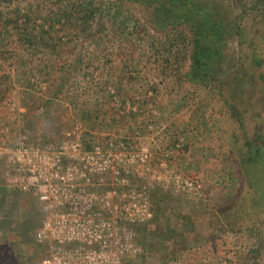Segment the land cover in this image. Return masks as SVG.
Instances as JSON below:
<instances>
[{"label":"trees","instance_id":"trees-1","mask_svg":"<svg viewBox=\"0 0 264 264\" xmlns=\"http://www.w3.org/2000/svg\"><path fill=\"white\" fill-rule=\"evenodd\" d=\"M36 1L34 10L29 0H0V23L4 29L2 41L7 42L17 30L19 60L23 58V64L30 67L33 56L39 51L38 55L44 58L37 66L41 79L37 78L34 84L38 89L43 83L46 85L45 97L38 96L43 101L38 108L39 116L47 117V121H41L39 117L27 119V110L24 119L17 124V134H24L33 144L60 141L64 125L59 107L67 93L72 94L68 97L69 102L77 107L76 115L88 129H106L107 122L98 125L99 120H106L105 113L101 119V104L105 105L104 112L108 108H113L114 115L116 112L112 105L116 91L109 84L121 85L123 68L139 72L142 67H154V72H168L167 77L174 79L170 80L171 83H186L189 87H186L185 94L195 88L211 95L215 114L217 108L221 115L223 112L222 117L229 110L239 131L228 133L237 139V150L239 157L243 156L247 177L252 178L256 169L264 172V0H221L226 1L223 8L214 6L213 0ZM23 8L27 9L26 15L23 19L20 17L22 20L19 15L13 27L12 19L8 20L6 14L18 13ZM67 32L77 38L71 40L74 45L72 60L64 53V48L68 50ZM105 39L113 46L112 52L116 48L119 54H125L121 57L125 65L112 59L113 64H119L120 71L115 78L104 71L107 79L98 87L95 83L97 77L90 67L86 69L89 62L80 56L78 46L83 47L81 41H85L89 47H99ZM230 42L238 45L234 57L228 53ZM180 54L188 65L181 60L176 72L170 63ZM84 73L86 81L82 83L79 78ZM68 85L71 88L67 91ZM151 88L155 102L158 89ZM128 98V92L120 96L124 103ZM174 99L167 101V108H172L170 103H175ZM144 103H148L146 99ZM138 112L132 107L125 115L128 116L126 120L135 123L140 118L145 120ZM39 120L45 124L40 140L32 134L40 131L35 125ZM107 126L111 132L112 124ZM27 129L32 133L29 134ZM259 180L261 184L253 187L255 196L249 205L237 202L227 209L229 213L226 210L222 215L213 211L207 226L189 219L192 215L185 213L184 202L167 211L163 190L159 186L149 189L153 215L144 222L133 224L136 240L146 252L137 256L135 264H264L261 260L262 235L255 236L248 246L241 245L233 255L219 250L217 244L215 249L207 248L225 233L242 235L264 228V177ZM192 204L198 203L193 201ZM41 224L42 214L33 194L28 190L10 188L0 167V232L11 236L13 247L28 263L31 249L43 250L44 244L36 239ZM239 239L240 236L236 242L239 243Z\"/></svg>","mask_w":264,"mask_h":264},{"label":"rangeland","instance_id":"rangeland-1","mask_svg":"<svg viewBox=\"0 0 264 264\" xmlns=\"http://www.w3.org/2000/svg\"><path fill=\"white\" fill-rule=\"evenodd\" d=\"M31 6L35 10L36 0H29ZM214 6L225 7L226 1L213 0ZM41 9V6H39ZM27 9L23 8L20 12H14L12 14H6L8 20L12 19V26L14 27L16 18L26 15ZM44 12V11H43ZM138 13H141L138 10ZM12 17V18H11ZM20 18V19H21ZM21 19V20H22ZM20 20V21H21ZM7 21V20H6ZM11 21V20H10ZM18 22V21H17ZM3 26L0 23V101L9 96H15L25 107V112L28 110L27 119L41 118V121H47V117H40V104L43 101L39 97H45L44 91L46 85L43 83L40 89L35 87L37 78L41 79L39 72V60L44 59L40 55L35 54L30 62V67L23 64V58L19 60V45L17 44L18 31H12L10 39L7 42H3ZM15 30V29H14ZM157 35L161 34L155 32ZM66 45L64 53L67 59H73L72 51L74 45L71 42L72 39L76 40V35H72L69 32L66 33ZM76 38V39H75ZM108 39H105L99 47H89L84 41L83 47L78 46L81 51L80 56L87 62L90 69L94 72L95 83L100 87L107 79V74L111 73L114 78L120 71L119 64H113V60H118L125 65L124 60H121L125 54H119L116 48L108 44ZM238 50L237 42H230L228 47V53L232 57L236 55ZM67 53V54H66ZM38 55V56H37ZM180 54L176 60L170 63L172 69H180V61H185V65H188V61ZM89 57L92 58L89 59ZM173 58V57H172ZM182 58V59H181ZM66 58H63L65 60ZM120 59V60H119ZM125 67V66H124ZM154 67H142L141 71H130L126 68L121 69L122 82L118 84H109L114 93L115 100L112 101L113 107L116 110L115 115L112 113L113 108L104 112L105 105L101 104L102 116L106 114V120H99V126L107 122L106 129L96 128L95 130L88 129L83 120L77 115V107L70 104L69 98L72 94L67 93L65 98L62 97L63 103L59 107L60 117L63 121L62 139H66L69 132H72L73 139L82 135L84 139V145L86 148H90L94 144L99 145L102 149H107L109 154L104 155L101 150H95L92 154L81 157V150L78 147L70 146L71 143L59 144V150H56L61 156L74 155V161L82 167L86 176L92 179V182L99 183L101 187H111L114 183L115 187H122V190L117 191L118 200V216L123 217L124 207H127L126 201L132 200V203L138 202L133 196L134 191H138L146 186L148 192H146L148 200L150 201L151 195L149 189L159 186L163 193H165L164 207L172 209V206H180L181 202H184L185 213H191L192 217L189 219L197 220L202 226H207L212 220L213 211L222 215V212L230 209L237 202L243 203L245 206L249 205L255 196L253 187L256 184H261L258 179L264 177V172L256 169L253 171V177L248 178V173L245 171V165L243 164V156L239 157V151L237 150V139L234 135L229 134L228 131L234 133L238 130V124H235V117L233 118L229 110L225 116L222 117L221 110L212 107V96L207 92L196 91L195 88L185 94L186 83L180 85L178 81L171 83L170 80H174L171 77H167L169 74L162 72L161 70L153 71ZM106 71V72H104ZM113 78V80H114ZM81 82L86 81V75L80 77ZM40 81V80H39ZM93 82V81H92ZM150 83V84H149ZM156 84V86H154ZM157 88L159 95L155 102L153 99L154 90ZM71 87L68 85L67 91ZM120 90V91H119ZM128 92L129 98L124 103L120 96ZM120 93V94H119ZM161 93V94H160ZM39 96V97H38ZM170 97V99H169ZM175 103H170L172 108H167V101L173 100ZM150 98V99H148ZM146 99L147 104L144 103ZM185 99V101H181ZM152 101V103H151ZM187 102V103H186ZM186 103V105L184 104ZM70 105V106H69ZM132 107L137 108L138 115L143 114L145 118L138 119L135 123L134 120H126L125 117ZM140 109V110H139ZM22 112L14 125L12 126V133L10 139L12 142L21 141L24 145L28 146H40L44 150L57 149L53 141L33 144L28 141V138L24 134H17V124L23 120ZM108 112V113H107ZM141 117V116H140ZM221 118L223 121L221 122ZM234 121V122H233ZM109 123L112 124L113 130L109 132L107 130ZM35 125L40 128L39 132H31V129H27L29 134H33L34 138L39 139L45 124H41L40 120L36 121ZM239 131V130H238ZM88 132V133H87ZM19 140V141H17ZM40 140V139H39ZM76 146V145H75ZM166 161L167 163L164 164ZM163 162V163H162ZM137 168V170H136ZM93 170H98L99 176L94 177ZM121 171L127 175H131L132 183L119 180L118 184L116 180L111 179L112 176L108 174L111 171L113 175L116 171ZM107 173V175L105 174ZM117 175V174H116ZM176 175H180L182 179H188L198 185L200 193L194 195L192 192L181 188L177 189L175 184ZM80 177V175L78 176ZM253 179V180H252ZM91 181V180H90ZM130 185L129 189L125 188ZM131 189L133 190L131 193ZM30 191L35 199V193ZM260 191V190H259ZM102 193V192H101ZM139 195V192H137ZM174 195V196H171ZM170 198L172 199L170 201ZM164 200V199H163ZM36 201V199H35ZM198 203L197 205L192 202ZM37 203V201H36ZM151 204V203H150ZM182 204V203H181ZM130 204H128V207ZM197 206V207H194ZM135 206L133 205L132 208ZM194 207V208H192ZM38 211H41L40 205L37 203ZM229 213V210H227ZM184 214V213H183ZM124 219H120L122 222ZM264 220V218H263ZM134 229V228H133ZM206 229V228H205ZM263 231V232H262ZM135 231L133 230V233ZM8 235V238H6ZM262 235L263 239V252L261 260L264 262V228L253 230L251 233L236 234L225 233L221 235L215 242L209 243L208 250L213 249L217 244L219 250L227 252V255H233L234 251L240 249L241 245L245 246L251 244L255 239V236ZM240 236L239 243L236 242V238ZM9 234L0 232V264H39L40 259L44 255L45 246L43 250L40 248L31 249L29 255H32L29 259V263L22 258L21 253L17 248L12 245V238ZM135 245L141 247V250L133 255H126L125 261L127 264H135L139 255H145V248L140 245L136 237L134 236ZM215 249V248H214ZM27 252V249H25ZM140 257V256H139ZM190 261V260H189ZM172 264V263H171Z\"/></svg>","mask_w":264,"mask_h":264},{"label":"built area","instance_id":"built-area-1","mask_svg":"<svg viewBox=\"0 0 264 264\" xmlns=\"http://www.w3.org/2000/svg\"><path fill=\"white\" fill-rule=\"evenodd\" d=\"M22 112L25 107L15 96L0 101V167L10 188L33 190L41 207L42 224L36 231V239L44 244L45 251L39 264H127L125 256L141 250L135 245L133 224L153 215L146 186L137 191L139 195L134 191L133 197L138 202L128 201L131 194L123 217H119L117 191L122 187H115L114 183L101 187L86 176L85 170L74 161V155L64 157L56 151L63 143L78 147L83 158L95 150L106 155L108 150L96 144L86 148L82 135L73 139L72 132L65 140L52 142L57 148L54 150L24 145L19 140L12 142V126ZM98 172L93 170V180L100 175ZM108 174L117 184L119 180L132 183L133 171L130 176L120 170L117 175L111 171ZM175 184L176 190L184 188L194 195L200 193L196 183L180 175H176Z\"/></svg>","mask_w":264,"mask_h":264}]
</instances>
